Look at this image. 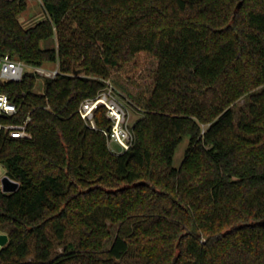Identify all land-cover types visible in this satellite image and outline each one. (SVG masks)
<instances>
[{"label": "trees", "instance_id": "obj_1", "mask_svg": "<svg viewBox=\"0 0 264 264\" xmlns=\"http://www.w3.org/2000/svg\"><path fill=\"white\" fill-rule=\"evenodd\" d=\"M41 2L23 26L26 0H0V55L60 70L41 92L32 71L0 81L16 119L31 115L30 136L0 131L18 182L0 187V264H264V0ZM114 74L139 83L141 111L116 152L105 108L96 127L78 113Z\"/></svg>", "mask_w": 264, "mask_h": 264}, {"label": "built area", "instance_id": "obj_2", "mask_svg": "<svg viewBox=\"0 0 264 264\" xmlns=\"http://www.w3.org/2000/svg\"><path fill=\"white\" fill-rule=\"evenodd\" d=\"M32 71L43 78L54 77L60 72L59 66L45 67L33 65L8 54L0 55V81L20 80L25 71ZM102 105L109 125L101 127L108 142H115L120 150L129 149L133 134L127 120V107L113 92V85H105L96 95L83 99L78 107L81 118L91 127H96L94 110ZM19 106L10 96L0 90V131L12 137L30 136L28 122L31 115L27 113L22 119L17 120Z\"/></svg>", "mask_w": 264, "mask_h": 264}, {"label": "rangeland", "instance_id": "obj_3", "mask_svg": "<svg viewBox=\"0 0 264 264\" xmlns=\"http://www.w3.org/2000/svg\"><path fill=\"white\" fill-rule=\"evenodd\" d=\"M46 11L43 8L42 2L41 0H26V6L25 8L18 14L19 20L21 21L23 26H29L31 24H33L34 22H36L37 20L43 18L46 15ZM43 45H48V46H56L57 45V40H56V36H53L51 39H49V41L43 43ZM155 65V61L151 60L150 62H148V64L146 65V67L141 71L140 76L144 79L149 78L150 76V72L151 69L154 67ZM43 66L51 68V67H56L58 66V62H48L43 64ZM95 76V74H92ZM96 77H99L100 79H102L106 85L112 84L113 85V92L114 94L117 96V98L124 103V105L127 107V120L129 125L131 126L132 122L138 118L140 116L141 111L135 107V103L134 100L131 98L130 94H135L136 91H138L140 89L139 83L135 80L132 81H128L123 79L121 76L119 75H113V77L115 79H117L118 82L122 83V85H119L117 83H115L113 80H111V78L109 77H104L101 75H96ZM44 80L45 78L38 76L36 79V84L34 86V90L37 92H41L43 91V87H44ZM262 86L258 87L257 89H260ZM130 93V94H129ZM245 102V97H239L236 102L232 105L233 109L235 110V115H238V111L240 109V107L244 104ZM188 141H189V137L187 135H185L182 140L177 144L176 148H175V152L173 155V159H172V164L174 166H178L180 161L183 158V154H184V150L186 148V146L188 145ZM108 147L116 152V151H120V147L118 144H116L115 142H108ZM6 168L3 164L0 163V185H1V178L6 175ZM1 187V186H0ZM97 212H99V218L104 219L105 222L109 225L110 221L108 219H106L105 217L103 218V214H102V209L98 210ZM49 235L51 238L54 239L53 233L52 231L49 230ZM75 235L71 232L68 231L67 235L63 241L66 242L70 239H74ZM62 245H59L57 247V250H61Z\"/></svg>", "mask_w": 264, "mask_h": 264}, {"label": "water", "instance_id": "obj_4", "mask_svg": "<svg viewBox=\"0 0 264 264\" xmlns=\"http://www.w3.org/2000/svg\"><path fill=\"white\" fill-rule=\"evenodd\" d=\"M1 189L4 192H10L18 187V182L12 179L7 174L1 178ZM8 241V235L5 232H0V248L5 245Z\"/></svg>", "mask_w": 264, "mask_h": 264}]
</instances>
